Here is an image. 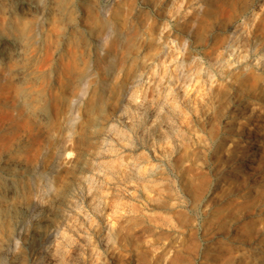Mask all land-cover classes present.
<instances>
[{
  "label": "rangeland",
  "instance_id": "obj_1",
  "mask_svg": "<svg viewBox=\"0 0 264 264\" xmlns=\"http://www.w3.org/2000/svg\"><path fill=\"white\" fill-rule=\"evenodd\" d=\"M21 2L0 0V19L22 15ZM35 4L41 11L26 16L31 43L10 78L30 108L15 124L25 129L16 127L12 148L10 132L0 141V198L26 186L48 203L71 188L74 206L59 214L68 203L59 199L51 210L26 214L24 233L0 264L34 263L27 240L37 223L61 228L51 246L64 247L59 264H264V0ZM104 26L113 31L106 46L90 39ZM184 62L197 71L178 88ZM138 70L143 82L133 83ZM91 148L98 150L92 179L75 184L71 162ZM26 159L41 171L27 170ZM14 223L4 210L0 245ZM66 237L73 245L63 246ZM91 248L92 260L84 250Z\"/></svg>",
  "mask_w": 264,
  "mask_h": 264
},
{
  "label": "bare ground",
  "instance_id": "obj_2",
  "mask_svg": "<svg viewBox=\"0 0 264 264\" xmlns=\"http://www.w3.org/2000/svg\"><path fill=\"white\" fill-rule=\"evenodd\" d=\"M4 1V0H3ZM11 1V0H10ZM182 1V0H181ZM201 1V0H200ZM44 2V0H43ZM199 3V2H198ZM18 4V3H17ZM21 4L27 6V10H23L22 15H19L20 13L17 12L12 19L9 18V20H4L1 16V18L3 20L0 19V141L4 140L3 137L5 135V133L10 132L11 135H7L9 136V139L7 138V142L8 140H10V136L14 137V134H16L17 129L20 130L19 127H22L23 122H21L20 125L16 126L15 124L17 123L18 120H21L24 113L21 114L22 110L24 109H29L30 108V104L26 98V93L25 91L21 90V88H13L10 78L11 76H13V74L11 73V67H17L18 64L24 60V56L26 53V50H28V46L31 43V25L28 22V18L26 17L27 15H30V13H35L37 10H40V5L35 4V0H22ZM201 4V3H200ZM261 4V3H260ZM55 5V4H53ZM52 5V6H53ZM263 5V3H262ZM2 6V5H1ZM0 6V9L2 8ZM7 6V5H6ZM12 6V5H11ZM51 6V7H52ZM178 6V5H177ZM197 6V5H196ZM199 6V4H198ZM16 7V6H15ZM22 6H20L21 8ZM49 7V6H48ZM45 7L44 10H42L41 12V19H40V23L38 24L39 28L40 26L44 23L45 21V9L48 8ZM57 7V6H56ZM58 8V7H57ZM178 8V7H177ZM196 8V7H195ZM249 8V6H248ZM18 9V8H17ZM52 9V8H51ZM202 6L200 5V8L198 10H201ZM2 10V9H1ZM0 10V12H1ZM54 10V9H53ZM52 10V11H53ZM174 10V9H173ZM3 11V10H2ZM41 11V10H40ZM49 11V10H48ZM178 10H176L177 12ZM51 12V10H50ZM175 12V13H176ZM13 13V12H12ZM39 13V12H38ZM37 13V14H38ZM47 13V11H46ZM61 10L60 9H56V12H54V14L56 15H61ZM222 14V13H221ZM226 14V13H225ZM48 15V14H47ZM11 16V13H10ZM21 16V17H18ZM63 16V15H62ZM65 16V15H64ZM61 17V16H59ZM58 18V17H57ZM30 19V18H29ZM44 25V24H43ZM110 27L109 26H104L102 30H100L99 32H95V31H91L90 32V36H91V40L103 44V45H107L108 43V37L112 34L111 29L110 31L108 30ZM112 28V27H111ZM43 29V28H42ZM41 30V29H40ZM58 30V28H57ZM99 30V28H98ZM230 30V29H229ZM239 27L237 22H235L232 26H231V32L234 31V35L236 33L239 32ZM57 35V34H55ZM89 35V34H88ZM189 34L187 33V36ZM237 35V34H236ZM162 36V35H161ZM56 37V36H55ZM233 37V36H232ZM89 38V37H88ZM120 40H123L122 38L119 37ZM236 40V39H235ZM57 41V39H56ZM234 41V40H233ZM182 42V41H181ZM235 42V41H234ZM94 43V42H93ZM96 46V45H94ZM181 46V45H180ZM183 48V46H182ZM115 49V48H114ZM102 50V49H101ZM183 50V49H182ZM185 50V49H184ZM149 52V51H148ZM147 52V53H148ZM116 51L115 50H111L109 51L108 54V58L106 61V68L107 70L112 71V68L115 64L116 61ZM144 56H147L144 55ZM144 58V57H143ZM182 59V58H181ZM198 60V59H197ZM163 61V60H162ZM196 61V60H195ZM164 62V61H163ZM162 62V63H163ZM193 62V60H192ZM197 62H195L194 64H196ZM62 64V63H61ZM64 64V63H63ZM62 64V65H63ZM188 62H184L183 63V70L181 72V74L178 76L177 80L175 81L178 88L181 86L182 82L187 81L186 79L188 77H192L194 75V72H196V68L193 67V65H190ZM43 66V65H41ZM40 66V67H41ZM119 66V65H118ZM117 66V68H118ZM182 66V65H181ZM53 67V65H52ZM103 67V66H102ZM201 67V66H200ZM42 68V67H41ZM45 68V67H44ZM58 68V67H57ZM60 68V67H59ZM39 69V68H38ZM179 69V68H178ZM40 70V69H39ZM58 70V69H57ZM78 70V69H77ZM52 71V70H51ZM32 72V71H30ZM47 72H49L47 70ZM78 72V71H77ZM199 72V71H198ZM51 73V72H50ZM53 73V72H52ZM58 73V71H57ZM61 73V72H60ZM59 73V74H60ZM67 73V72H66ZM111 73V72H110ZM75 74V73H74ZM55 75V74H54ZM53 75V76H54ZM57 75V74H56ZM112 75V73H111ZM76 76V75H75ZM13 77H16V75H14ZM35 77V76H34ZM39 77V76H38ZM52 77V76H51ZM58 77V76H57ZM68 77V76H67ZM17 78V77H16ZM23 78V77H21ZM27 78V77H26ZM74 78V77H73ZM72 78V79H73ZM114 78V77H113ZM143 78H144V72L142 70H138L136 72V74L133 76V83L135 81H142L143 82ZM186 78V79H185ZM79 79V78H78ZM12 80V79H11ZM20 80V79H19ZM59 80V78H58ZM26 81V79H25ZM49 81V80H48ZM53 81V80H52ZM73 81V80H72ZM85 81V80H84ZM35 82V81H34ZM56 82V81H55ZM54 82V83H55ZM58 82V81H57ZM88 82V81H87ZM141 82V83H142ZM22 83V82H21ZM83 83V82H82ZM51 84V83H50ZM80 84V83H79ZM132 84V83H131ZM75 85V83H74ZM133 85V84H132ZM174 85V83H173ZM15 86V85H14ZM154 89H155V84L153 85ZM175 86V85H174ZM75 87V86H74ZM132 88V87H131ZM33 89V88H32ZM71 90V89H70ZM126 89V92H128ZM72 91V90H71ZM156 92L159 91V88L157 90H155ZM74 92V91H73ZM72 92V93H73ZM76 92V91H75ZM166 92V91H165ZM78 94V93H77ZM144 94V93H142ZM186 94V93H184ZM168 95V94H167ZM72 96V95H71ZM126 96V95H125ZM156 96V95H155ZM169 96V95H168ZM163 99V98H162ZM13 100H15V102H13ZM80 102V101H79ZM14 103V104H13ZM36 103V102H34ZM197 107V106H194ZM76 106H74L73 109H71V113H70V117L71 119L74 118L75 114H76ZM25 111V110H24ZM23 111V112H24ZM42 111V110H41ZM40 112V111H38ZM14 113H16V118L14 116ZM38 114V113H37ZM43 115V114H42ZM29 116V115H28ZM32 117V116H31ZM41 118V120H44L42 118V116H39ZM39 118V119H40ZM163 120H167L169 121L171 119V116H163L162 117ZM181 118V117H180ZM157 119V118H156ZM34 121V120H33ZM37 120L35 119V122ZM25 122V121H24ZM27 122V121H26ZM24 123L27 124V123ZM40 123V122H39ZM31 124V123H30ZM26 129H28V125ZM31 126V125H30ZM24 127V126H23ZM23 127L21 128L22 130ZM32 129V127H31ZM43 129V128H42ZM15 131V133L13 132ZM26 131V130H25ZM24 131V132H25ZM28 131V130H27ZM38 131V129H37ZM13 132V134H12ZM41 132V131H40ZM39 132V133H40ZM20 132H18L16 135H18ZM34 133V132H33ZM23 134V133H22ZM36 134V133H34ZM32 135V134H31ZM21 136V134H20ZM23 136V135H22ZM17 137V136H16ZM15 137V138H16ZM29 137V134H28ZM14 138V139H15ZM95 138V137H94ZM13 139V140H14ZM33 139V138H32ZM41 139V138H40ZM20 140V138H19ZM35 140V139H34ZM6 141V140H5ZM16 141V140H15ZM68 141V140H66ZM13 142V141H11ZM34 142V141H33ZM15 143V142H14ZM29 143V141H28ZM39 144V138L38 141H36L34 143V146H36L35 144ZM4 144V145H3ZM23 144V143H22ZM26 144V143H25ZM33 144V143H32ZM2 146H4V150L6 151V144L2 143ZM7 145H11V143H7ZM13 145V144H12ZM9 146L7 147V149H9ZM21 146V145H20ZM38 146V145H37ZM12 148V146H10ZM18 147V146H17ZM95 147V146H94ZM100 147V146H99ZM1 148V146H0ZM36 148V147H35ZM17 149V148H15ZM101 149V148H100ZM99 149V150H100ZM1 150V149H0ZM34 151V150H33ZM32 151V153H33ZM98 151L96 148H91L88 150H85L79 157H77L76 160L71 162V166L74 168L75 171V177H74V181L75 184H79L81 181V178L86 176L89 179H92L90 174L93 170H94V164L92 163V159L95 158V156L97 155ZM160 151V150H159ZM14 152V151H13ZM12 152V153H13ZM31 153V155H32ZM14 154V153H13ZM12 154V156H13ZM158 154V150H154V156L157 157L159 155ZM7 155V154H5ZM40 155V153H39ZM3 156V155H2ZM30 157V156H28ZM33 157V156H31ZM30 157V159H31ZM13 158V157H11ZM26 158V157H25ZM98 158V157H97ZM34 159V158H32ZM96 159V158H95ZM27 160V159H26ZM25 160V161H26ZM40 160V159H39ZM16 161V160H15ZM24 161V160H23ZM25 163V167L27 168V170H30V172H35L38 173L41 171L40 169V163H36V162H32L31 160H27ZM35 161V160H34ZM41 162V161H40ZM22 165V164H21ZM146 168V167H145ZM97 170V167H96ZM133 170V169H132ZM143 170V169H142ZM139 171V169H138ZM144 171V170H143ZM142 172V171H139ZM138 173V172H137ZM148 175V173L146 174ZM29 176V175H28ZM31 176V175H30ZM9 177V176H8ZM46 177V176H45ZM147 177V176H145ZM48 178V177H46ZM52 178V177H51ZM11 179V178H10ZM24 179V178H23ZM147 179H150L147 177ZM50 181V179H48ZM142 180V179H140ZM146 178H144L142 181H145ZM10 181V180H8ZM141 181V182H142ZM12 182V181H11ZM21 182V181H20ZM32 182V181H31ZM2 183V182H0ZM12 184V183H10ZM23 184V183H22ZM4 185V184H3ZM34 185V184H33ZM42 186V185H41ZM1 187V186H0ZM33 187V186H32ZM12 188V187H11ZM4 189V187H3ZM44 189V188H43ZM11 190V189H10ZM9 190V191H10ZM40 190V189H39ZM7 193V192H6ZM43 194V193H42ZM72 192H71V188H67L65 189L63 192H57L53 199H51L48 203L45 202V198L40 197L39 195H37V193H35V190L33 191L32 189H30L29 187L23 186V187H16V189L13 191V193L11 195H8V197H1L0 198V216L1 214L4 212V210H9L11 212H13L15 214V223L13 226V233L10 236L9 240L5 243H2L0 245V257L4 256L6 254H8L12 247L13 249L16 248L17 246V238H20L22 236V234L24 233V228L26 226L27 221L24 219L26 214H36L39 213L40 211L46 209V210H51L54 208L55 205L59 204V199L62 200V202L64 203V200H68V203H64V205L59 206L58 208H62L59 211V214H63V212L68 209L70 206H74V204H72ZM60 205V204H59ZM21 214V215H19ZM19 215V216H18ZM69 215V214H68ZM76 218H74L73 220H75ZM49 220H46V222ZM72 221V219H71ZM83 221V220H82ZM48 223V222H47ZM73 224V222H71ZM70 223V224H71ZM67 224V222H66ZM69 226V225H68ZM66 226V227H68ZM72 226V225H71ZM70 226V227H71ZM78 228V227H77ZM85 230V229H83ZM69 232H72L71 230H69ZM68 232V233H69ZM106 232V231H105ZM62 233L61 228H59L56 224H51V227L49 229H47L46 227L42 226V224L37 223V228L34 232V234L27 240L28 246H32L33 248V253L35 255L34 258V263L33 264H59V261H63L62 257H60V252L62 251L61 246H57L58 248L56 249H52V245L55 243V239L58 238V236ZM78 233V232H77ZM112 234V232H110L107 236L110 237V235ZM84 236V235H83ZM75 240V239H74ZM83 240V239H82ZM109 240V239H108ZM102 241V240H101ZM61 242V241H60ZM62 243V242H61ZM72 243V238L71 237H66V239L64 240V245L63 246H68ZM86 243V242H85ZM55 245V244H54ZM62 245V244H61ZM73 245V243H72ZM77 245V244H76ZM80 247L83 244H78ZM52 246V247H51ZM56 246V245H55ZM105 246V245H103ZM72 247V246H71ZM76 247V246H74ZM73 247V248H74ZM86 247L83 245V248ZM24 248V247H23ZM72 248V249H73ZM89 248V247H88ZM71 249V250H72ZM75 249V248H74ZM80 249V248H79ZM68 253L69 255H73L71 253ZM76 250H78V248H76ZM75 250V251H76ZM85 251L88 250V253L90 254L88 256V258L90 257L91 260L94 258V256L97 254V251L94 249H84ZM73 251V250H72ZM74 251V252H75ZM81 251V250H80ZM84 251V252H85ZM63 252V251H62ZM78 252V251H76ZM75 252V253H76ZM74 253V255H76ZM81 254V252H80ZM78 255V254H77ZM86 256V255H85ZM101 256V255H100ZM74 258V256H72ZM33 258V257H32ZM68 258V257H67ZM84 258V256H83ZM89 258V259H90ZM96 259V258H95ZM65 260V259H64ZM67 260V259H66ZM88 260V259H87ZM97 260V259H96ZM95 260V261H96ZM74 261V260H73ZM76 261V260H75ZM89 261V260H88ZM32 262V261H31ZM30 263V262H29ZM64 263V262H63ZM97 263V262H96ZM99 264V263H97Z\"/></svg>",
  "mask_w": 264,
  "mask_h": 264
}]
</instances>
